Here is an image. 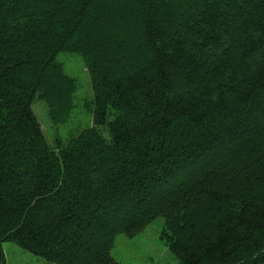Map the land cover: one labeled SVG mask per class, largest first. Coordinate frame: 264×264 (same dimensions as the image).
I'll use <instances>...</instances> for the list:
<instances>
[{"label":"trees","instance_id":"trees-1","mask_svg":"<svg viewBox=\"0 0 264 264\" xmlns=\"http://www.w3.org/2000/svg\"><path fill=\"white\" fill-rule=\"evenodd\" d=\"M93 125L48 142L78 90ZM181 264H264V0H0V258L119 264L155 219Z\"/></svg>","mask_w":264,"mask_h":264},{"label":"rangeland","instance_id":"rangeland-1","mask_svg":"<svg viewBox=\"0 0 264 264\" xmlns=\"http://www.w3.org/2000/svg\"><path fill=\"white\" fill-rule=\"evenodd\" d=\"M58 61L66 73L78 84L75 95L76 108L65 125H54L46 104L41 100L33 102V110L42 125L50 144L60 138L65 141L71 132L81 131L93 125L92 113L83 104L94 99L92 81L83 59L74 54L61 53ZM165 219L159 217L134 236L119 234L115 238L111 256L119 264H181L170 251ZM4 258L0 264H55L23 250L13 243L3 244Z\"/></svg>","mask_w":264,"mask_h":264}]
</instances>
